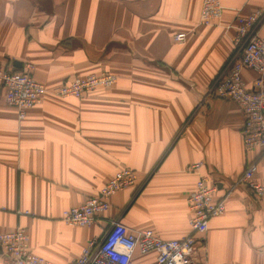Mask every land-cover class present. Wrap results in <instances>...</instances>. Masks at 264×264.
I'll list each match as a JSON object with an SVG mask.
<instances>
[{
    "label": "crops",
    "instance_id": "obj_1",
    "mask_svg": "<svg viewBox=\"0 0 264 264\" xmlns=\"http://www.w3.org/2000/svg\"><path fill=\"white\" fill-rule=\"evenodd\" d=\"M202 1L0 0V66L19 63L15 71L47 90L101 72L116 77L80 98L46 94L22 119L0 83V233L22 229L34 255L66 264L114 219L164 241L188 236L186 200L200 177L221 198L257 157L255 179L264 182V158L242 148L241 109L207 96L232 55L236 17L264 12V0H220L221 20L209 27L199 25ZM258 33L264 38V21ZM123 170L134 185L92 225L61 221ZM198 238L196 264H264V199L236 187ZM154 260L149 253L133 264ZM0 264H10L1 253Z\"/></svg>",
    "mask_w": 264,
    "mask_h": 264
},
{
    "label": "built area",
    "instance_id": "obj_2",
    "mask_svg": "<svg viewBox=\"0 0 264 264\" xmlns=\"http://www.w3.org/2000/svg\"><path fill=\"white\" fill-rule=\"evenodd\" d=\"M222 14L220 0H203L199 25H217ZM263 21V11L236 17L232 55L223 71L207 89V96L212 99L230 101L239 106L243 114L240 130L243 151L245 155L255 153L261 158H264V38L259 36L258 30ZM184 39V33L173 35L175 43H182ZM244 71L253 74L250 84L243 79ZM115 82V75L101 72L85 78H75L58 88L47 90L29 72L0 66V83L5 104L16 110L19 119L24 118L28 110L38 106L46 94L80 98L96 89L110 88ZM200 167L201 163H197L189 166L188 170L197 171ZM257 172V157L247 159L244 170L221 198L216 197V187L209 184L206 177H200L186 200L191 231L186 237L164 241L151 230L130 229L114 219L109 221V226L100 239L89 242L78 258L66 264H133L136 256L149 253L155 254L153 264H196L204 249L203 242L198 237L207 232L211 219L224 214L226 201L236 187L244 188L257 200L264 199V182L255 179ZM134 182L133 172L123 170L116 173L96 196L80 206L64 210L61 221L71 227L92 225L96 216L108 211L110 199L133 186ZM0 253L10 264H57L34 255L29 250L28 237L22 229L0 233Z\"/></svg>",
    "mask_w": 264,
    "mask_h": 264
},
{
    "label": "water",
    "instance_id": "obj_3",
    "mask_svg": "<svg viewBox=\"0 0 264 264\" xmlns=\"http://www.w3.org/2000/svg\"><path fill=\"white\" fill-rule=\"evenodd\" d=\"M19 68H20L19 63L14 62V63H13V69H14V70H17V69H19Z\"/></svg>",
    "mask_w": 264,
    "mask_h": 264
}]
</instances>
